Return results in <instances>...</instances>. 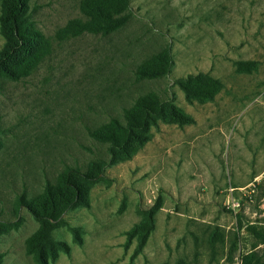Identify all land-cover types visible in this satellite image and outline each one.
I'll list each match as a JSON object with an SVG mask.
<instances>
[{"label":"rangeland","instance_id":"obj_1","mask_svg":"<svg viewBox=\"0 0 264 264\" xmlns=\"http://www.w3.org/2000/svg\"><path fill=\"white\" fill-rule=\"evenodd\" d=\"M80 1L24 0L22 22L51 48L0 93V264L264 262L248 229L264 231V0H130L114 31L56 40L81 18ZM164 52L168 73L137 74ZM210 81V98L187 97L184 86ZM150 93L164 115L133 151L112 155L91 136ZM169 106L190 121L173 122ZM92 164L99 175L77 180L85 201L62 215L40 262L27 245L39 227L29 206L62 190L67 168Z\"/></svg>","mask_w":264,"mask_h":264},{"label":"trees","instance_id":"obj_2","mask_svg":"<svg viewBox=\"0 0 264 264\" xmlns=\"http://www.w3.org/2000/svg\"><path fill=\"white\" fill-rule=\"evenodd\" d=\"M130 0H81L79 11L81 18L73 20L55 35L58 41L75 38L83 33L106 34L122 26L128 19ZM24 0H5L0 18V34L4 45L0 50V93L4 89V79L18 81L30 76L44 57L50 53L51 42L31 22H22ZM38 48V49H37ZM35 49H37L34 54ZM23 53L30 57L18 59ZM248 63H238V68L246 70ZM170 55L164 52L157 56L148 66L140 68L137 74L140 77H157L168 73ZM218 87L216 82L210 81L206 88L190 89L184 86L186 95L195 98H210L213 90ZM169 116L173 122H189L190 117L169 106ZM164 112V102L150 93L139 97L133 107L124 111L123 124L112 119L107 126L91 134L93 138L107 144L108 152L112 155L118 152L130 153L133 146L139 143L140 133L147 130L155 116L161 117ZM98 166L92 164L86 172L77 168H67L60 175L62 190L47 188L36 202L29 206L32 217L38 222V229L27 239L29 250L35 252L39 261L42 260V248L55 228L61 222L62 215L74 205L85 201V189L78 179L91 182L99 175ZM151 223L137 226L146 230ZM249 231L261 244L264 245V231L248 227ZM254 258L253 254L244 258L243 264H248ZM264 264V262H259Z\"/></svg>","mask_w":264,"mask_h":264}]
</instances>
